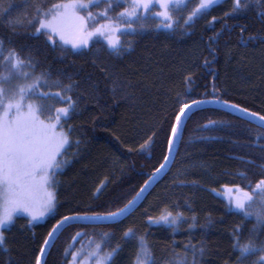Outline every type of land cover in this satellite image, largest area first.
Wrapping results in <instances>:
<instances>
[{"label": "trees", "instance_id": "obj_1", "mask_svg": "<svg viewBox=\"0 0 264 264\" xmlns=\"http://www.w3.org/2000/svg\"><path fill=\"white\" fill-rule=\"evenodd\" d=\"M61 1L0 0V8L12 4L0 14V85L16 71L5 59L14 50L32 65L23 69L45 74L49 92L70 96L77 105L62 120L70 143L59 157L68 163L56 171L55 209L33 224L16 215L3 230L0 264H36L57 220L77 212H115L132 200L164 161L178 97L189 103L228 100L264 115V0H242L247 7L230 15L225 13L233 0H220L186 26L184 19L198 3L192 0L187 8L171 10V28L150 13L157 10L153 6L142 20L147 27L135 32L123 30L127 17L117 19L132 0L112 8L110 0H98L88 9L94 16L89 27L92 32L107 23V35L92 36L80 49L35 32L37 7L43 11ZM116 34L119 54L108 46ZM69 84L72 90L64 91ZM5 92L12 93L8 86ZM61 97L41 98L40 116L50 118L55 107L66 105ZM183 124L167 169L134 208L111 221L69 223L42 264H67L69 252L89 239L111 255L107 264H136L142 242L151 264H256L264 257L257 251L238 259L237 240L241 246L261 245L264 224L211 191L232 185L251 194L264 180V138H256L264 128L214 104L190 111ZM252 207L258 209L259 201ZM163 213L168 223L150 222Z\"/></svg>", "mask_w": 264, "mask_h": 264}, {"label": "snow or ice", "instance_id": "obj_2", "mask_svg": "<svg viewBox=\"0 0 264 264\" xmlns=\"http://www.w3.org/2000/svg\"><path fill=\"white\" fill-rule=\"evenodd\" d=\"M219 0H198L191 10L188 12L187 17L184 19V24L190 26L191 23L197 19L202 18L207 11L217 4ZM98 3V0H87V3L82 0H74L72 4H55L50 9L41 11L37 7V16L34 18L36 33L42 31L51 33L52 35L59 34L61 41L64 43H70L73 48H80L86 46L88 39L94 35H107L105 26L100 25L96 27L94 31L88 32L87 26L89 21L94 20L93 13L88 9L94 4ZM121 0H110L109 8L113 7V4L118 5ZM183 3L187 8L192 0H132L131 10L125 9L124 12L118 14L117 19L124 17L128 18V22L132 20L147 19V13L154 5H158L162 11L156 15L163 17L166 21L173 22L169 8L175 7L177 4ZM247 7V3H242V0H233L232 9L230 13L225 15L235 14L243 11ZM12 8V4L6 8H0V14H6ZM87 11V15H80L79 12ZM141 11L145 14L143 17L140 15ZM107 18V10L103 13ZM213 17V21H215ZM10 24L16 25L18 22L10 20ZM32 24V21H29ZM167 28L172 27V23L165 25ZM115 31H121L118 28ZM244 29H241L243 31ZM65 32H70L74 35L72 40L65 39ZM135 32V29H132ZM52 35L49 39H52ZM54 42V41H53ZM2 43V42H0ZM109 46L119 54L120 42L119 40L109 39ZM2 52V48H0ZM11 68L16 70L25 78L28 77V73H23L20 70L24 67H32L31 63H25L14 50H10L8 56L5 57ZM205 63H208L205 61ZM11 75L6 79H10ZM41 83L47 85L48 81L45 79V74L38 77L32 84L26 87H19L16 92L7 94L3 87H0V245L5 241L3 230L13 222L18 212L26 213L31 219L29 223L38 221L51 211L55 209L56 196L53 191H49V187L56 185V171L63 165L68 163L67 160H61L59 157L63 156L66 150V145L70 143L68 136L63 133H57L56 128L61 125V121L68 119L71 113L76 110V103L69 97H61L60 93H39L44 98L48 97H61L62 102L67 103V107L57 108L54 124H45L43 120L36 114V110L31 104L25 106L24 100L29 94H34V90L39 88ZM55 86L59 87V82H54ZM72 85H65L64 91L68 92L72 90ZM215 92V89H214ZM17 96L19 99H17ZM7 101V102H6ZM204 100H191V102H181L180 98L177 99L178 110L174 112V122L170 125V134L167 138V150L172 152L174 142L180 134L181 128L184 126V117L187 112L191 110L194 105L206 103ZM215 103H222L224 106L235 108L242 112L246 116L255 117L260 127L264 128V115L259 113L249 112L247 108H240L239 105L231 104L228 100L220 101L214 100ZM26 109V110H25ZM43 106H41V109ZM219 122L209 121V124L215 125ZM257 140L264 138V133L257 135ZM143 147V146H142ZM168 156L164 157L167 162ZM165 167V164H161L159 168L155 170L153 176L149 177V181L155 179L161 169ZM145 181V185L149 183ZM250 186V185H249ZM145 189L142 188L132 200H129L124 207L117 209L115 212L108 213H96L93 212L81 214L79 212L72 216H64L52 226V230L48 233V237L54 239L55 233L63 228L70 220H112L117 216L124 215L130 207L135 203ZM42 192L43 198L40 201L39 208H37L36 192ZM230 192L237 193L236 195L229 196V204L234 207L245 218L255 217L259 224H264V180H260L253 193L243 191L238 186L229 189ZM260 203V207L256 210L253 209V204L257 203V199ZM164 219H167L166 217ZM132 233V229H129L125 233L128 236ZM50 240L46 239L44 244L47 246ZM240 251V257L243 259L248 255H251L257 251L264 252V242L257 246L256 244L249 242L248 245L241 246L239 241L234 245ZM142 249L144 250V258L141 260L138 258L137 264H151L148 257L147 250L144 249L142 242ZM115 251V249L113 250ZM41 256L45 253V248L40 249ZM36 264H40V258L36 260ZM177 264H186L185 260H178ZM256 264H264V257H261Z\"/></svg>", "mask_w": 264, "mask_h": 264}, {"label": "rangeland", "instance_id": "obj_3", "mask_svg": "<svg viewBox=\"0 0 264 264\" xmlns=\"http://www.w3.org/2000/svg\"><path fill=\"white\" fill-rule=\"evenodd\" d=\"M73 2H74V0H65V1H61V2L56 3V4H69L70 5ZM82 2L87 3V0H82ZM182 5H183V3H179L175 7H179V6H182ZM154 6L157 7V10H153L152 9V11H150V13L152 15H156L157 13L162 11V9L158 5H154ZM175 7L169 8V12L171 13V10L173 8H175ZM128 9L131 10V6ZM79 14L86 16L87 15V11L81 10L79 12ZM140 15L143 17L145 14L143 13V11H141ZM159 18H163V17H159ZM142 20H143V18L139 19V20H135V19L132 20L123 30L130 31V32H132V29H135V31L136 30H144L147 26L144 25V22ZM169 23H171V22L169 21ZM100 25H104L105 26V30L107 29V27H109L107 23L106 24L103 23V24H100ZM89 26L90 25L88 24L87 31L91 32V29H90ZM157 27H163V26L161 24L157 23ZM46 33H47L48 37L50 35H52L51 33H48V32H46ZM52 36L56 37L59 41H61L59 34H55V35H52ZM74 38H78V37H74V35L72 33H70V32H65V39L72 40ZM91 38L88 39V43L91 41ZM113 39L114 40H119V42H120V36L118 34H116ZM61 42H63V41H61ZM64 44H66V45L70 46L71 48H73L70 43H64ZM108 46H109V43H108ZM83 47H85V46H83ZM80 48H82V47H80ZM80 48H73V49H80ZM20 71L23 72V73H28L29 74L28 77L25 78L20 73H17L16 71H14L15 73L10 74L11 75L10 79H6L7 77L4 78L5 81H4L3 85L2 84L0 85V87H3L6 90V87L8 86V88H10V91L13 93L19 87H26L27 85L32 84L38 77H40V76H38V75H36L34 73H31L30 71L25 70V69H21ZM45 92L52 93V92H49L48 89H46V85L45 84L41 83L40 87L34 90V94H29L25 98L24 104H25V106H27L28 104H31L33 106V108L36 110V114L39 116V118L41 120L44 121L45 124H54V123H56V121H55L56 109L57 108L67 107L68 105L66 104L64 106L55 107L53 109V115L50 118L45 119V118L41 117L40 114H39V107H40L41 98H44V97L39 95V93H45ZM17 99H19L18 96H17ZM56 131H57V133L63 132V133L66 134V131H65V129L62 126V121H61V125L57 126ZM234 187H236V186L230 185V186H225V187H223L221 189L211 187V191L214 194H216L219 197H221L222 199H224L227 203H229V196L230 195L234 196V195L237 194L235 192H230L229 191V189H232ZM48 190L54 192L53 187H49ZM36 197H37V208H39L40 201L43 198V193L37 191L36 192ZM2 211H3V209H0V212H2ZM50 213H48V214H50ZM16 215H23V216L28 218V221L31 219L26 213H23V212H18ZM47 215H45L44 217H42L38 221L32 222L31 224L37 223V222H42ZM168 215L169 214H167V213H163V214H161V215H159V216H157L155 218H151L150 222L151 223H168V222H166V219H164ZM76 237H78V234L75 236V238ZM99 247H100V244L98 242H95V241L91 240V239L85 240L83 242H80L77 247H75L74 249H72L69 252L67 264H107V262L109 261L111 255L110 254L101 253L99 251ZM138 258L141 259V260L144 258V250L142 249V243H141V247H140V250H139V255L137 257V262H138Z\"/></svg>", "mask_w": 264, "mask_h": 264}, {"label": "water", "instance_id": "obj_4", "mask_svg": "<svg viewBox=\"0 0 264 264\" xmlns=\"http://www.w3.org/2000/svg\"><path fill=\"white\" fill-rule=\"evenodd\" d=\"M210 104H214V105L220 106V107H222V108L228 109V110H230V111H232V112H234V113H236V114H239V115H241V116H243V117H245V118H247V119H249V120L255 122L256 124H258V121H257V119H256L255 117L246 116V115H244L242 112H240L239 110H237V109H235V108H230V107L224 106L222 103H210V102H206V103H203V104L194 105V106L191 108L190 111H192V110H194V109H196V108H198V107H201V106H204V105H210ZM190 111H188L187 114H188ZM187 114H186V115H187ZM185 117H186V116H185ZM185 117H184V118H185ZM258 125H259V124H258ZM179 135H180V134H179ZM179 135H178V137L176 138V140H175V142H174V145L178 142V140H179ZM173 152H174V146H173V149H172V152H171V153H169L168 150H167V154H166V156H168L169 159H168L167 162L164 160L163 163H162V164H165V167H164L163 169H161V171H160L158 174H156L155 179L149 181V178H148L147 181H149V183L147 184V186H146L145 184L142 186V188H144L145 190L143 191V193L141 194V196H140L138 199H136L135 203L132 205V207H130V208L128 209V211H127L125 214H127L132 208H134V207L137 205V203L139 202V200L141 199V197L145 194V192H146V191L151 187V185L154 184V183L159 179V177L165 172V170L167 169V167H168V165H169V163H170V160H171V157H172V155H173ZM154 173H155V172H154ZM154 173H153V174H154ZM153 174H152L151 176H153ZM142 188H141V189H142ZM141 189H140V190H141ZM140 190H139V191H140ZM119 217H121V216H117L116 218H119ZM116 218H115V219H116ZM112 220H114V219H112ZM97 221H98V222H104V221H111V220H104V219H100V220H96V221H92V220L71 221V220H70L66 225H68L69 223H75V222H97ZM66 225H65V226H66ZM65 226H64V227H65ZM61 229H62V228H61ZM61 229H60V230H61ZM51 230H52V229H51ZM51 230H50V231H51ZM60 230H59V231H60ZM59 231H58L57 233H55V237L57 236V234L59 233ZM46 239L50 240V243H49L47 246L43 243L42 248H45V253H46L47 249L49 248L50 244L52 243V241L54 240V239H52V238H49L48 235H47ZM46 239H45V240H46ZM45 253H44L43 256H41V253H39V256H38V257L40 258V264H42V262H43V258H44V256H45Z\"/></svg>", "mask_w": 264, "mask_h": 264}]
</instances>
